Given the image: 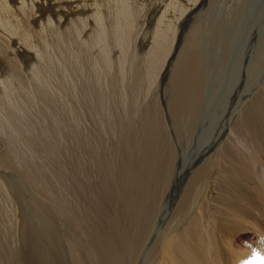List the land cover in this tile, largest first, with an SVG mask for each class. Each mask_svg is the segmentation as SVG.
<instances>
[{
	"label": "bare ground",
	"instance_id": "obj_1",
	"mask_svg": "<svg viewBox=\"0 0 264 264\" xmlns=\"http://www.w3.org/2000/svg\"><path fill=\"white\" fill-rule=\"evenodd\" d=\"M245 1L236 0L238 7L227 17L220 12L225 20L216 16L208 27L205 8L210 0H0V187L4 189L0 212H10V221L24 219V213L37 214L47 228L53 227L51 231L57 226L56 234L66 239L63 244H70L73 264L94 259L88 248L84 259L78 249L88 231L101 264H112L111 247L124 239L113 236L104 221L112 210L113 216L121 217L119 225L132 224L114 197L115 177H126L128 172L111 167L113 149L123 146L130 156L127 163L141 167V139L152 132L164 136L165 119L172 118L169 138L175 145L174 132L189 136L198 128L204 100L211 97L209 77L238 70L240 59L235 60L229 46L242 47V38L233 36L246 18L249 21V14L250 33L256 40L248 57L255 67L263 62L264 29L258 28L264 25V0ZM254 4L261 15H255ZM218 28L220 32L226 28L220 51L222 40L213 39L215 44L208 40L210 33L223 38ZM237 98L226 113L225 132L210 148L214 158L228 136L248 148L235 134V119L240 112L242 120L248 114L243 124L248 125L249 115L262 111L264 79ZM132 117H142L141 123L132 127ZM167 151L166 143L154 150L156 158L167 162L159 190L164 207L158 217L149 213L144 218L153 223L152 230L161 229L157 241L162 236V246L149 242V235L136 252L133 239L129 264H135L138 255L136 264H264V243L255 250L244 249L253 233L264 235V166L260 183L249 186L239 180L231 189L238 194L229 197L230 202L225 195L221 209L214 211L212 202L205 200L206 186L196 192L193 188L201 165L197 170L194 165L173 187L177 165H171ZM250 156L261 164L254 153ZM90 164L94 168L89 169ZM17 170L28 183L25 212H20L17 194L7 181L9 172ZM222 179L217 177L219 183ZM200 188L203 199H198ZM240 191L246 196L241 198ZM189 193L194 195L192 203ZM110 198L116 200L117 209L107 207ZM156 199L157 204L158 195ZM184 213L190 216L193 235L181 227ZM43 231L41 240L52 239Z\"/></svg>",
	"mask_w": 264,
	"mask_h": 264
},
{
	"label": "rangeland",
	"instance_id": "obj_2",
	"mask_svg": "<svg viewBox=\"0 0 264 264\" xmlns=\"http://www.w3.org/2000/svg\"><path fill=\"white\" fill-rule=\"evenodd\" d=\"M246 4L244 5V7L247 6ZM237 7L238 4L236 3V0H210V2H208L207 4V7L205 8L207 9L208 14L205 16L206 18L208 17V27H210V25H214V20L212 19L216 16L220 21H222L223 16L220 14V12H224L226 16V13H231L232 10ZM252 7H254L255 15H261L256 13V10L258 8L255 6V4ZM229 8L230 10H227ZM248 17L249 21L248 18H246L247 23H245V25L243 26H239V28H237V31L234 32L233 36V39H235L236 37H238L239 39L242 38V47L240 49H237L239 46H236L235 43H232L231 46H229L231 47V51H235V60L240 59L237 68L238 70L233 71L231 69H228L227 73L223 77H217L216 75H211L209 77L208 81L210 82L212 80V84H210L211 94H209V96L211 97L208 98L207 96L206 98L205 95V105L203 104V108L201 110L198 128H195L189 136H183L181 133L174 132L177 138V145H175L174 139L171 137L169 138V123L172 121V118L168 121L167 119H165L167 129L166 131H163L164 136L161 133L156 135L154 132H152L149 135H145L146 137H143L141 139L142 146L139 152V160L142 165L141 167H137L134 164L127 163V160H129L130 156L123 146H117L113 149L109 161L111 167L116 172H128V177L126 176L121 178L120 175H117L115 177L113 181L114 197L119 203V209L123 210L125 214L130 217V219L132 220V224L129 227L126 225L128 229L125 225H119V218L121 217H119L117 213L113 216L114 212H112V210L109 212L108 218L104 221L105 227L110 229V232H113V236L121 237L124 239L122 243L121 241H119L118 246L116 245L114 248L111 247L112 252L110 251V254L113 253L111 255V259H113L114 261L112 264H129L132 254L131 249H133V239L135 240L134 248H137L136 252H139V248H142V246L145 245V242L149 235V242H151L156 247L162 246V236L157 241L161 233V229L159 227H155V229L152 230L153 223L150 221V224H147L145 217L149 213H151L149 214L150 216L155 213L154 217H158L159 209L164 207V205H162V207L160 206L163 197L159 194V190L163 187L162 181L164 179L167 162L165 160L156 158L154 155V150H157L163 143H166L168 145L167 156L171 159V165H177V168H175L177 175L172 181V186L175 187L177 184L179 186L182 183L183 178L186 177L185 174H188L191 171L190 169L194 165V168L201 165V175L198 179L199 181L194 180V184H196V186H193V188L196 192L199 187L206 186L207 194L205 196V200L208 199L212 202L211 207L214 209V211L221 209L225 195L227 197L226 200L229 199L228 202H230L229 197L234 196V194H238L237 192H231V189L233 186H237V184L240 183L238 182L239 180H243L244 184H248L249 186H255L260 183L261 166H264V103H262V111L256 114L253 113L249 115V120L247 121L248 125H243L245 124L244 121L245 118H247L248 114H246L244 119L242 120L243 117H241L242 114L240 112L235 119V134H237L240 139L246 142L248 148L243 147L242 145L238 144V142L233 137L228 136L225 143L217 148L216 151H218V153L216 158H214L210 154V148L213 146V144L215 145L218 142V140L222 137L223 133L226 130V113L227 111L228 113H230L231 109H233L236 100H238V98L236 99L238 93H243L244 91L251 92L256 86L257 82L261 80V78L264 79V54L262 58L263 62L259 63L258 67H255V65L251 63V56L250 58L248 57L250 55L249 49L253 45L255 46L254 43L256 40V37H253V34L250 33L251 24L249 26V22L252 15L249 14ZM256 19H260V17H257ZM262 25L263 24L261 23V25L259 26L260 28H258L259 31L264 29V25L263 27ZM216 31L218 32L219 28ZM224 31L225 32H223L222 30L221 32L219 31L223 35V38L216 36V34L214 33H210L208 39L211 41V44H215V41L213 39L218 38V40H222L219 51L221 47H224L226 28H224ZM237 32H239V34ZM243 32L246 34H244ZM220 33L217 34L220 35ZM262 36L264 37V34ZM246 46L248 51L245 48ZM244 50L247 51L245 55ZM212 52L218 53V49H213ZM217 83H219V85ZM152 113L154 114V110H152ZM260 113L263 115H261ZM141 121L142 117H132V123L130 125L132 127H135V125L141 123ZM139 136H141L140 133ZM0 144L2 145V141L0 142ZM126 149L129 150L127 145ZM251 152L260 159L262 165L257 164L256 161L251 158ZM232 160L236 162H233ZM88 168L92 169L94 167L90 164ZM239 172L242 174H240ZM9 173L11 175L9 174V179L7 181H9L8 183L17 194L20 212H22V209L25 212V210L28 208L27 201L25 199V189L26 187H28V183L25 180L24 174L20 170H17L16 173L12 171H10ZM12 174H15V177L11 178ZM219 175L224 178L222 179V183H219L217 181V177ZM228 181L230 183L227 184ZM6 188L8 189L7 191H10L9 186H7ZM170 188L171 181L167 186V193L170 192L168 190ZM2 192L4 193V189L0 187V193ZM243 192L244 191H240L239 193V196H241V198L246 196V194H244ZM157 195L158 203L156 204ZM197 195L198 199H203L201 188L200 192ZM9 196L12 199V195ZM193 196L194 195L189 193V203H192ZM115 202V199L113 200V198H110L109 204H111L109 205L107 203L106 205L111 209H117V202ZM3 206L4 202L2 203L0 201V209ZM14 209L16 211L15 207ZM180 212L183 213L184 211L181 210ZM30 215L33 217H31ZM24 216V219L23 217H12L14 220L12 219V221H10V212H0V264H73L72 262H69L71 260L68 257L71 253L69 250L71 248L70 244H63V242H66V239L63 237V235L60 237L56 234L57 231L59 232V228L57 226L55 227L53 232L51 231L53 227L51 228V230L49 229V226L47 228L46 222H44L43 219H41V217L37 214H28L26 216L24 213ZM22 220H25L24 223ZM17 223L20 224L17 225ZM21 223H23L24 225ZM77 223L78 219L75 218L73 220V224L76 226ZM191 224L192 222L190 220V216H188L187 213L182 214L181 227L183 231L188 230L190 235H193L194 230L189 229ZM8 229L11 231L10 233ZM43 230L46 234H50L52 239L50 238V240H41L44 235V233L42 234L41 232ZM16 231L17 239L13 236V233H15ZM69 233L74 243L75 239L72 230H70ZM93 233L95 236L99 235V232L97 231H94ZM82 237L83 236L81 234L80 240ZM263 237L264 235L262 233H253V236L251 237L252 239L249 238L251 240L250 244L248 246H244L245 251L251 249L252 246L253 250L259 248L261 246L260 243H264ZM84 240V246L81 245L78 248L81 251L83 259L84 256L88 253L87 248L92 251L94 257V259H86L85 264H94V260L95 263L101 264V259L98 253L100 251L96 250V248L93 246L88 231H86V235H84ZM240 241L242 242L243 240ZM116 244H118V242ZM104 245L105 244H103V247ZM119 246L122 247L119 248ZM66 247L68 248L67 250ZM137 258L139 259V255L137 256Z\"/></svg>",
	"mask_w": 264,
	"mask_h": 264
}]
</instances>
